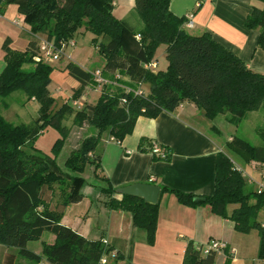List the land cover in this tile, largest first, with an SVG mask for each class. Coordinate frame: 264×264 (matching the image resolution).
Here are the masks:
<instances>
[{
	"label": "trees",
	"instance_id": "1",
	"mask_svg": "<svg viewBox=\"0 0 264 264\" xmlns=\"http://www.w3.org/2000/svg\"><path fill=\"white\" fill-rule=\"evenodd\" d=\"M12 3L18 4L19 13L30 24L31 37L23 51L12 47L11 37L5 39L2 48L6 67L0 74V98L23 91L29 99L35 98L40 108L34 123L16 124L0 113V244L9 247L10 264L17 254L37 264L43 258L50 264H103L102 258L110 255L114 246L103 238L89 239L64 224L63 210L52 207L45 189L55 197V186L59 185L62 201L59 204L63 206L76 201L87 183L84 176L87 167L94 165L95 173L101 167V158L95 150L104 132L123 140L133 133L140 116L155 118L164 110L175 111L185 101L195 103L209 119L227 114L232 123L239 125L250 112L264 108V73L249 68L242 58L215 40L212 33H191L185 26L186 16H178L170 9L171 0H135V10L144 23L139 32L133 33L115 16L113 0H0V9ZM245 19L248 28L258 30V46L264 49V6H254ZM81 28L96 35L93 42L108 61L122 57L133 86L147 83L149 93L136 94L106 83L94 104L87 102L76 108L67 100L56 107V99L48 87L54 68L49 62L36 59L40 53L37 34L46 33L47 39L60 48L62 42L73 39ZM130 32L139 42V46H131L133 50L126 40ZM162 44L166 46L169 63L166 69L154 70L148 65L154 62ZM66 70L81 83L74 91L75 100L82 96L86 86L98 84L93 72L74 61L67 64ZM70 117L74 125L89 123L99 132L83 140L81 147L66 159L63 169L57 158L71 132L64 124ZM48 127L60 133L52 155L43 154L34 145ZM260 134L264 138V131ZM227 145L244 162L254 160L264 164V145H254L241 137ZM163 150L167 157L154 154V159L169 160L171 149L163 147ZM102 180L107 183L100 186L101 192L109 196L106 205L131 212L134 225L145 232L147 243L154 245L160 201L149 203L131 194H121L119 198L117 187L108 178ZM166 192L175 194L187 206L210 205L214 213L233 220L235 229L241 233L257 230L258 257L264 260V218L260 217L264 212V191L247 188L246 176L226 152H219L217 157L213 194L198 196L162 187L161 193ZM196 197L204 199L198 201ZM230 204L237 205L231 214ZM46 232L55 235L53 243L43 240L41 253L28 248L29 242L42 240ZM203 247L189 241L182 264H215L217 252L205 253ZM113 256L122 259L119 251Z\"/></svg>",
	"mask_w": 264,
	"mask_h": 264
},
{
	"label": "crops",
	"instance_id": "2",
	"mask_svg": "<svg viewBox=\"0 0 264 264\" xmlns=\"http://www.w3.org/2000/svg\"><path fill=\"white\" fill-rule=\"evenodd\" d=\"M113 1L116 17L127 26L130 19L132 23L138 25L139 18L134 16L137 13L135 0ZM254 6L263 7L264 2L171 0L170 3V9L176 15L192 16L193 25L191 27L185 25L191 33L198 35L204 32L212 33L215 40L242 58L249 68L264 73V49L258 46L259 32L245 25V18ZM0 11L1 74L6 67L5 51L2 48L5 39L11 37L12 47L15 48L16 34L23 39L26 49L31 37L29 35L31 26L19 13L16 3L2 6ZM142 26L140 25L136 32H139ZM38 35L42 38L47 37L46 33ZM64 53L65 50L62 55ZM164 57L165 60L161 63L158 58L154 60L156 63L154 70L167 68L169 62L166 51ZM54 60L49 63L52 64ZM97 69H101L103 77L115 87L149 93L150 85L147 83L133 86V81L125 73L126 66L122 57H115L95 70ZM79 87L73 86L75 90ZM102 88L103 85L99 83L86 86L82 96L74 99V106L82 108L87 102L96 103L101 96ZM73 92L74 90L72 94ZM233 126L235 124L229 120L227 114H219L214 119H209L191 101L183 102L175 111L164 110L155 118L140 116L133 133L123 140L115 139L109 131L103 133L95 150V154L101 158V167L95 173V166L92 165L93 178L85 176L87 183L82 186L81 196L76 201L63 206L54 201L55 197L52 194L48 200L51 201L53 208L63 210L64 224L89 239L103 238L114 246V251H119L122 258L119 264H128V260L130 264L134 262V264H182L189 241L192 240L197 246H205L212 238L228 243L226 250L217 252L215 264H264V260L258 257L259 232L237 231L233 220L214 213L210 205L191 207L182 204L173 193H161L156 240L154 245H150L146 241L145 232L134 225L132 213L110 209L106 205L109 196L100 190L101 184H107L102 180L105 177L117 188L148 182L160 185L161 188L166 186L198 196L211 195L215 191L218 154L221 151L226 152V144L239 137L230 134L226 140L224 139L226 130ZM78 127L84 128V125ZM98 132V128L92 124L85 129L87 137L97 135ZM155 143L171 149L169 160L154 159L151 149ZM234 162L247 174L248 185L257 190L258 183L264 181L262 177L264 164L254 160ZM247 166L260 177L250 175L246 170ZM151 176L155 179L151 180ZM116 196L121 198L122 195ZM60 197L61 195L59 196L61 201ZM236 207V204H230L229 214ZM38 251L36 250L37 253ZM40 251L42 252V249ZM40 264L50 263L43 258Z\"/></svg>",
	"mask_w": 264,
	"mask_h": 264
},
{
	"label": "rangeland",
	"instance_id": "3",
	"mask_svg": "<svg viewBox=\"0 0 264 264\" xmlns=\"http://www.w3.org/2000/svg\"><path fill=\"white\" fill-rule=\"evenodd\" d=\"M134 16H137L138 19V25H135L132 23L131 19L129 20V26L128 29L133 33L138 31L139 26L143 25L144 22H142L141 18L138 17V13H136ZM135 30V31H133ZM129 33L127 35V42L130 45V49H134V47L139 46V42L133 37L132 33ZM96 38V35L84 28L79 29L75 36L74 40L76 41L75 44H69L65 47V53L62 55L60 59L54 60L52 62V67L54 68L51 73V80L49 83V90L51 94L56 99V107L63 104L65 101L69 100L71 104L74 105V97L72 94V91L75 89L73 86L76 87L80 86V81L72 77L68 72H66L65 68L67 64L70 61H74L76 63L81 64L86 70L88 71H94L97 67L102 66L103 64L106 65L108 60L104 58L98 48L95 46L93 40ZM128 45V44H127ZM126 45V48H127ZM131 46H134L133 48ZM14 47L18 50H25V44L21 37L15 34V40H14ZM136 49V48H135ZM157 50L156 58L161 62H163L165 59L164 54L166 51L165 45L162 44L159 46ZM119 57V56H118ZM155 58V59H156ZM26 67H29V65H26ZM74 93V92H73ZM72 94V96H70ZM71 97V98H70ZM80 98V97H79ZM78 98V99H79ZM35 99V98H33ZM28 98V96L23 91H15L13 92L9 97L3 99L0 98V113L5 116L6 119L9 121H12L16 124L19 123H34L35 120L39 116V108L40 104L39 102L35 100H31ZM98 101V100H97ZM8 104V107L5 106V104ZM55 108V107H54ZM64 124L69 126L71 128L70 135L66 141V144L64 146V149L62 150L61 154L57 158V163L65 169V161L69 157V155L74 151L81 147L83 140L87 137L85 133V129L87 128L89 123L84 124V128H79L77 125H74L73 123V117H70L68 120L64 121ZM231 126V125H230ZM86 127V128H85ZM95 131V128H94ZM260 131H264V108L251 112L248 117L243 120L239 125H235L231 127V129L226 130L225 132V140L228 135H237L239 137H243L253 143L257 146H263L264 145V138L260 134ZM60 137V133L57 129L53 127H48L45 129L36 139L34 145L41 149V152L43 154L52 155V147L55 143V141ZM226 143V142H225ZM31 143H29L30 145ZM31 149V148H30ZM227 154L231 157L233 163L236 165L234 160L236 162H243V159L237 156L235 152L231 149H229V146L226 144L225 148ZM251 167L247 166V172H249L250 175H256L258 178L260 177L259 174H255L253 169H250ZM84 176L88 177L89 179L93 178V167L92 165H89L86 169V172L84 173ZM247 178V176H246ZM248 182V178H247ZM59 185L55 186V202H60L59 196H60V190ZM247 188L250 189L251 186L247 183ZM44 193L49 198L51 196V191L49 189H45ZM262 214L260 217L264 218V212H261ZM45 240L47 242L54 241V235L51 233L46 232L42 238V240L39 241H31L29 242L28 248L31 250H39L38 252L41 253L42 249V241ZM9 247L0 244V264H10L8 263V254L10 250ZM120 260L116 259V256H113L112 254L109 255V263L110 264H119ZM135 263V262H134ZM133 263V264H134ZM13 264H37L36 261H33L32 259L23 257L19 254H17L15 262ZM40 264V263H39ZM128 264H130V260H128ZM132 264V263H131Z\"/></svg>",
	"mask_w": 264,
	"mask_h": 264
},
{
	"label": "built area",
	"instance_id": "4",
	"mask_svg": "<svg viewBox=\"0 0 264 264\" xmlns=\"http://www.w3.org/2000/svg\"><path fill=\"white\" fill-rule=\"evenodd\" d=\"M0 18H1V11H0ZM186 18H187V20H186L187 26L191 27L193 25L192 16L188 15ZM37 37L40 38V53H38V55L36 57V59L38 61L44 60L45 62H49V61H52L54 59H59L61 57L62 53L64 52L66 46H68L69 44H75L76 43L74 39H71L68 42H62L61 47L57 48L56 44L53 41L48 40L47 37L46 38H44V37L42 38L38 34H37ZM136 37H137V39H140L141 35L137 34ZM148 66L151 67V68H155L156 67V63L152 62ZM94 77H95V80L99 84L103 85V84L108 83L106 78L103 77L101 69H97V70L94 71ZM128 91H134V90H128ZM135 93L136 94H144V92L142 90H137V91H135ZM152 152L154 154L160 156L161 158H166L167 157V153H165V151L163 150V147L160 144H158V143H155L153 145ZM238 169L242 170V172L244 173L242 168L238 167ZM244 175L246 176L247 174L244 173ZM262 177L264 179V172L262 174ZM154 179L155 178L153 176H151V180H154ZM257 190H258V192L264 191V181H261V182L258 183ZM105 242L109 243L106 240H105ZM227 247H228V243L226 241H222V240H219V239L212 238L211 240H208L207 244L203 247V251L205 253H209L210 251L219 252V251L226 250ZM111 254L115 255V251H112ZM108 262H109V255H105L102 258V263L103 264H107Z\"/></svg>",
	"mask_w": 264,
	"mask_h": 264
},
{
	"label": "water",
	"instance_id": "5",
	"mask_svg": "<svg viewBox=\"0 0 264 264\" xmlns=\"http://www.w3.org/2000/svg\"><path fill=\"white\" fill-rule=\"evenodd\" d=\"M161 186L157 184H151L148 182H138L121 186L117 188V192L120 194H131L143 198L146 202L157 203L160 199ZM203 197H196L195 200L201 201Z\"/></svg>",
	"mask_w": 264,
	"mask_h": 264
}]
</instances>
